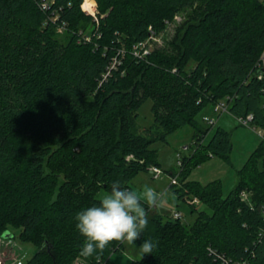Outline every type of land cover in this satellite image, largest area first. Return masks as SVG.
<instances>
[{
    "label": "trees",
    "instance_id": "trees-1",
    "mask_svg": "<svg viewBox=\"0 0 264 264\" xmlns=\"http://www.w3.org/2000/svg\"><path fill=\"white\" fill-rule=\"evenodd\" d=\"M85 1L0 0V235L18 227L37 249L30 264H116L125 250L116 241L98 257L80 256L75 214L98 205L113 182L131 189L160 166L152 145L191 125L198 148L170 173L178 179L170 189L210 212L186 226L150 211L135 244L158 246L130 264H264V140L227 196L219 182L187 180L232 150L221 127L201 143L209 129L196 116L209 103L229 98L231 115L252 114L264 129V3L92 0L95 18ZM193 8L170 41L151 39ZM147 100L153 123L140 127Z\"/></svg>",
    "mask_w": 264,
    "mask_h": 264
},
{
    "label": "rangeland",
    "instance_id": "rangeland-1",
    "mask_svg": "<svg viewBox=\"0 0 264 264\" xmlns=\"http://www.w3.org/2000/svg\"><path fill=\"white\" fill-rule=\"evenodd\" d=\"M200 3V0H196L194 8H197ZM84 5L88 10L94 9L93 14L96 18L97 10L95 2L86 0ZM194 8L178 13L174 20L167 25V28L157 37L158 42L162 44L170 41L174 37L178 27L193 14ZM151 107V100H147L140 107L137 120L140 127H149L153 123ZM206 119H213L216 122L215 125L211 126ZM196 121L204 130L209 129L201 141L202 144H207L215 130L221 127L231 134L232 150L228 161L213 156L202 165L192 169L187 176V180L199 181L204 185L210 182H219L223 196H227L237 184V171L245 164L250 155L264 140V129L259 126L253 128L254 126L252 125H242L230 113H224L222 115L215 113L213 103H209L197 114ZM194 134V128L191 125H186L170 135L166 141L154 143L152 149L156 151L157 163L160 165L158 167L163 171V174L159 179H154L150 172H144L139 174L131 184V189L134 191H140L145 185H148L157 191L166 193L160 207L149 209L148 213L152 211L166 219L172 217L175 211H180L182 213L181 222L186 226L193 224L199 210L204 209L210 212L208 208L198 203L194 205L197 211H193L191 202L180 200L169 189L173 178L170 173L177 172L180 174L182 168L179 161L191 155L198 148ZM104 194L106 192L101 191L98 197L101 198ZM145 207L147 208V205ZM7 231L12 235V238L5 239L0 235V256L5 259H11L20 254H24L25 259L23 260V264H30L29 260L37 251L36 247L31 243L21 242L19 240L20 229L18 227L10 226ZM123 244L125 250L121 254H114L112 256V260L116 264H130L132 261L140 259L139 249L137 248L139 246L134 244L129 245L126 242ZM7 264H9L8 260Z\"/></svg>",
    "mask_w": 264,
    "mask_h": 264
},
{
    "label": "clouds",
    "instance_id": "clouds-1",
    "mask_svg": "<svg viewBox=\"0 0 264 264\" xmlns=\"http://www.w3.org/2000/svg\"><path fill=\"white\" fill-rule=\"evenodd\" d=\"M165 196L166 193L148 185L134 191L119 181L113 182L110 192L100 198L98 205L75 214L76 228L85 238L80 256L98 257L113 241L135 244L149 223L148 210L160 207ZM157 246L158 242L144 239L137 247L140 259L153 254Z\"/></svg>",
    "mask_w": 264,
    "mask_h": 264
},
{
    "label": "built area",
    "instance_id": "built-area-1",
    "mask_svg": "<svg viewBox=\"0 0 264 264\" xmlns=\"http://www.w3.org/2000/svg\"><path fill=\"white\" fill-rule=\"evenodd\" d=\"M261 1L264 3V0H261ZM47 5H48V3L45 1L44 7L47 8ZM86 13L89 14L88 12H86ZM90 15L94 16V14H90ZM151 39L158 42V40H157L158 38L156 37V35H154V33H152ZM148 52H149L148 49L145 48L143 51V54L146 55ZM260 68H261V71L258 74V79L263 80L264 79V53H263L262 58H261ZM229 107H230V99L229 98L227 100L224 99V100H222V101H220L214 105V112L218 113L220 115H222L224 113H229ZM236 118L239 120V122L242 125L254 126L253 125L254 116L252 114H249L246 117H236ZM206 121L211 126L215 125V123H216L213 119H206ZM253 128H255V126ZM179 162L181 165V160ZM149 172L151 173V175L154 179H159L160 176L163 174V171L158 166H152L150 168ZM177 181H178L177 176H174L171 180L172 184H177ZM244 197L246 198V196H244ZM197 202H198L197 200H194V203H197ZM172 217L174 219H180L181 220L182 213L180 211H175L173 213ZM24 259H25L24 254H20L19 256H15L14 258H11V259H5V258L0 256V264H7V260L9 261V264H23ZM76 264H87V263L84 260L79 259L76 261Z\"/></svg>",
    "mask_w": 264,
    "mask_h": 264
},
{
    "label": "water",
    "instance_id": "water-1",
    "mask_svg": "<svg viewBox=\"0 0 264 264\" xmlns=\"http://www.w3.org/2000/svg\"><path fill=\"white\" fill-rule=\"evenodd\" d=\"M1 236L5 239L12 238V235L8 231H5Z\"/></svg>",
    "mask_w": 264,
    "mask_h": 264
},
{
    "label": "bare ground",
    "instance_id": "bare-ground-1",
    "mask_svg": "<svg viewBox=\"0 0 264 264\" xmlns=\"http://www.w3.org/2000/svg\"><path fill=\"white\" fill-rule=\"evenodd\" d=\"M85 5H83V9L87 10V12H89V14H93L94 9L92 8L93 10H88Z\"/></svg>",
    "mask_w": 264,
    "mask_h": 264
},
{
    "label": "crops",
    "instance_id": "crops-1",
    "mask_svg": "<svg viewBox=\"0 0 264 264\" xmlns=\"http://www.w3.org/2000/svg\"><path fill=\"white\" fill-rule=\"evenodd\" d=\"M169 189H170V186H169ZM132 190V189H131ZM171 190V189H170ZM155 209V208H154Z\"/></svg>",
    "mask_w": 264,
    "mask_h": 264
}]
</instances>
